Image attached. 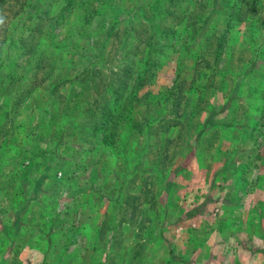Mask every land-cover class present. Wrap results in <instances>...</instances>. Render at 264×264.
<instances>
[{
    "label": "rangeland",
    "instance_id": "374dc122",
    "mask_svg": "<svg viewBox=\"0 0 264 264\" xmlns=\"http://www.w3.org/2000/svg\"><path fill=\"white\" fill-rule=\"evenodd\" d=\"M0 14L29 41L0 65V264L264 261V0H9ZM131 207L148 228L121 220Z\"/></svg>",
    "mask_w": 264,
    "mask_h": 264
},
{
    "label": "trees",
    "instance_id": "16d2710c",
    "mask_svg": "<svg viewBox=\"0 0 264 264\" xmlns=\"http://www.w3.org/2000/svg\"><path fill=\"white\" fill-rule=\"evenodd\" d=\"M8 2H9V0H0V8H3L5 5L8 4ZM16 8L17 9L15 11H12L14 14L19 12L21 5H16ZM11 10H13V7ZM0 21H2V23H0V65H1V64H3L2 62L4 61L5 57L7 56V53L5 52L7 50V45L12 47L15 43L22 45L23 42L28 44L29 41H27L25 39H24V41H23V39L16 40L15 37L13 38V36H11V34L9 33V30H8V27L10 25L9 18L7 19L0 14ZM183 22L184 21H181V19H180V21L176 22V25L180 24L179 26H182L181 24H183ZM170 33H174V31H170ZM29 46H30V50H32L34 45H29ZM31 52L26 51V53H31ZM10 54H12V53H10ZM18 54H20V53H18ZM13 60H15V56L10 57V55H9V58H7V64H10ZM126 67H128V66H126ZM50 74H51V72L46 73V76L50 77ZM37 77L38 76H36V74H31L30 75L31 81L28 80L27 85H24L21 88L14 89L12 91L11 100H12L13 106H18L22 100L29 97L32 90L35 89L37 84H38L37 83ZM113 86H116L115 82H113ZM119 88L124 90L126 88V85H123V87H119ZM106 94H107V96H106L105 100L108 102V104H104V105L100 106L98 108V111H97L98 116H96V118L93 121H89L91 124L90 125L91 129L93 131H97L98 128L103 127L104 124L108 123L109 120L112 118L113 114H112V110L110 108L111 104L109 102L112 103L115 100L116 101L120 100L117 97H113L114 96L113 95L114 90L113 91L111 90L110 93H106ZM115 94H116V91H115ZM93 99H95V98H93ZM70 100L72 102L75 99H73V100L69 99V101ZM77 101L80 102V100H77ZM89 133L93 136V133L91 132V130H89ZM134 211H135V207H131V212H133V214H131L129 218L126 219L123 217V219H121V220L125 221L124 223H126V225H128V226H133L136 223L137 224L136 225V232L138 233V231H141L143 229L148 228L147 225H146L147 227L145 226V224H147L148 220H144L143 215H139L138 219L136 218V220H135V212ZM113 239L114 238L109 239L110 244L113 243Z\"/></svg>",
    "mask_w": 264,
    "mask_h": 264
},
{
    "label": "crops",
    "instance_id": "0c3cea01",
    "mask_svg": "<svg viewBox=\"0 0 264 264\" xmlns=\"http://www.w3.org/2000/svg\"><path fill=\"white\" fill-rule=\"evenodd\" d=\"M210 239L211 238H209V240ZM213 242H214L213 245H215L216 244V241L214 240ZM243 252H244V250H243ZM192 253H193V251H192ZM235 256H237V255H235ZM197 257H198V255H197ZM197 257H195V258H197ZM261 261H263V256H258L257 258L254 257V256H251V258H244V255L243 254H241V255L238 254V256H237L236 261L234 262V264H259ZM192 262H194V260ZM195 262H194V264H196ZM228 263H229V260H228ZM262 264H264V261L262 262Z\"/></svg>",
    "mask_w": 264,
    "mask_h": 264
},
{
    "label": "clouds",
    "instance_id": "9594fccd",
    "mask_svg": "<svg viewBox=\"0 0 264 264\" xmlns=\"http://www.w3.org/2000/svg\"><path fill=\"white\" fill-rule=\"evenodd\" d=\"M0 23H2V21H0Z\"/></svg>",
    "mask_w": 264,
    "mask_h": 264
}]
</instances>
